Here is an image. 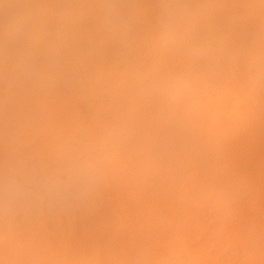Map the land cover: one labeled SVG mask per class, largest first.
Segmentation results:
<instances>
[{"label": "clouds", "instance_id": "1", "mask_svg": "<svg viewBox=\"0 0 264 264\" xmlns=\"http://www.w3.org/2000/svg\"><path fill=\"white\" fill-rule=\"evenodd\" d=\"M219 7L156 0L146 20L143 0H16L0 18V264H168L143 243L120 259L56 252L37 231L115 184L168 185L218 89L264 114V0H245L255 27L243 40L215 23ZM66 93L84 112L63 110ZM246 190L211 206L232 219Z\"/></svg>", "mask_w": 264, "mask_h": 264}, {"label": "rangeland", "instance_id": "2", "mask_svg": "<svg viewBox=\"0 0 264 264\" xmlns=\"http://www.w3.org/2000/svg\"><path fill=\"white\" fill-rule=\"evenodd\" d=\"M244 3L220 0L215 17L237 40L255 27L243 18ZM143 6L151 19L156 0H143ZM15 7L16 0H0V18ZM60 103L67 113L84 112L72 93ZM248 117L243 96L218 89L192 117L184 166L168 185L141 190L115 184L60 218L46 219L38 237L56 252H110L120 259L143 243L149 259L168 264H264V114ZM240 184L247 190L237 197L232 219L213 209L219 192Z\"/></svg>", "mask_w": 264, "mask_h": 264}, {"label": "bare ground", "instance_id": "3", "mask_svg": "<svg viewBox=\"0 0 264 264\" xmlns=\"http://www.w3.org/2000/svg\"><path fill=\"white\" fill-rule=\"evenodd\" d=\"M220 95H221V94H220ZM212 98H213V96H212ZM214 102H215V101H214ZM215 103H216V102H215ZM217 104H218V103H217ZM212 105H213V104H212ZM212 105H211V106H212ZM208 106H209V105H208ZM211 106H210V107H211ZM206 107H207V106H206ZM208 108H209V107H208ZM209 109H210V108H209ZM223 112H225V111H223ZM216 114H218V113H216ZM227 116H228V115H227ZM207 118H208V117H207ZM233 119H234V118H233ZM235 120H236V119H235ZM212 127H214V126H212ZM223 134H224V133H223ZM175 259H176V258H175Z\"/></svg>", "mask_w": 264, "mask_h": 264}]
</instances>
